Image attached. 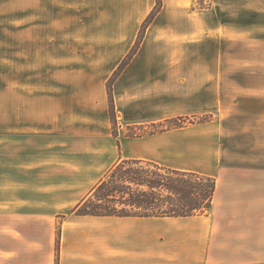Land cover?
Segmentation results:
<instances>
[{
  "label": "crops",
  "instance_id": "obj_1",
  "mask_svg": "<svg viewBox=\"0 0 264 264\" xmlns=\"http://www.w3.org/2000/svg\"><path fill=\"white\" fill-rule=\"evenodd\" d=\"M259 37L264 0H0V264H264V169L224 163L214 121L127 135L216 113L212 53ZM123 160L215 177L212 208L68 215Z\"/></svg>",
  "mask_w": 264,
  "mask_h": 264
},
{
  "label": "trees",
  "instance_id": "obj_2",
  "mask_svg": "<svg viewBox=\"0 0 264 264\" xmlns=\"http://www.w3.org/2000/svg\"><path fill=\"white\" fill-rule=\"evenodd\" d=\"M160 5L161 0H158ZM154 15L146 21L148 25ZM146 28L141 31L138 40L122 62L114 76L108 82L110 115L116 124V107L113 85L118 76L138 52L144 39ZM187 117H178L161 123L170 124L164 131L186 126ZM209 118L200 123L208 122ZM148 164L149 169L134 170L127 164ZM109 176V177H108ZM217 189V179L205 174L179 170L145 160H123L115 165L93 190L92 194L74 207L68 215L95 217H191L208 212L213 205ZM60 233L56 245L57 256L60 253Z\"/></svg>",
  "mask_w": 264,
  "mask_h": 264
},
{
  "label": "rangeland",
  "instance_id": "obj_3",
  "mask_svg": "<svg viewBox=\"0 0 264 264\" xmlns=\"http://www.w3.org/2000/svg\"><path fill=\"white\" fill-rule=\"evenodd\" d=\"M211 60L227 65L221 71V85L218 87L220 108L216 113L204 117L188 116L193 123L187 120L186 126L199 124L211 116L215 126L211 132L219 136L224 163L248 169H264V37L227 39L223 52L212 53ZM169 125H147L137 131L129 130L127 135L148 136L167 130ZM125 167L155 171L148 164L131 163ZM2 264L9 262L4 260Z\"/></svg>",
  "mask_w": 264,
  "mask_h": 264
}]
</instances>
